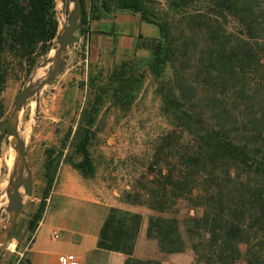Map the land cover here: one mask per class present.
<instances>
[{
  "label": "trees",
  "instance_id": "trees-1",
  "mask_svg": "<svg viewBox=\"0 0 264 264\" xmlns=\"http://www.w3.org/2000/svg\"><path fill=\"white\" fill-rule=\"evenodd\" d=\"M159 1L90 0L87 7L82 0L78 39L87 37L91 21L116 11L139 14L160 31L137 46L151 52L152 74L163 79L172 71L161 96L174 129L156 141L145 172L121 202L150 210L146 236L165 255L191 251L198 264H264V0H162L164 12ZM59 29L56 0H0V97L10 61L29 78ZM134 72L123 63L111 78L114 99L129 108L141 91ZM102 103L98 96L84 109L87 128L75 137L83 158L75 167L85 178L95 174L89 144ZM52 165L27 224L30 239L46 213L57 173ZM145 223L142 213L110 208L99 249L128 256L125 264H161L135 257Z\"/></svg>",
  "mask_w": 264,
  "mask_h": 264
},
{
  "label": "rangeland",
  "instance_id": "rangeland-1",
  "mask_svg": "<svg viewBox=\"0 0 264 264\" xmlns=\"http://www.w3.org/2000/svg\"><path fill=\"white\" fill-rule=\"evenodd\" d=\"M56 3L61 34L71 13L67 4L64 6L61 0H56ZM86 4L89 7L90 0H86ZM164 4L162 0L159 1L157 9L164 12ZM116 31L132 36L138 33L135 26L124 25H118ZM142 32L151 36L159 34L158 27L152 24H145ZM81 35L78 33L79 37ZM56 46L57 41L29 78H25L15 61L11 60L9 64L7 87L0 97L4 112L0 118V231L7 227L10 219V214L6 211V194L12 191V185L20 175V162L11 149L10 118L19 96L34 88L40 83L37 81L42 75L54 69L52 50ZM137 46L132 50L112 49L102 55L93 68L89 62H85L86 53L83 56L81 48L75 49L71 59L68 52L64 68L55 81L24 105L19 113L18 133L25 142L27 161L34 172V194L33 197H24L23 213L17 221L13 239L1 249L0 264H11L20 258L19 253H23L31 241L27 236L25 244H21L19 232L26 227L42 202L48 176L51 174L47 169L50 161L52 166H57V173L47 201L46 223L41 233L57 250L76 254L75 251H69L63 243L65 232L58 230L59 220L85 222L92 217L91 214L101 213V208L98 211L85 203V197L107 209L121 204L123 208L127 207L121 202L123 192L131 189L135 179L145 172L156 141L175 126L161 96L162 90L170 86L172 71H167L165 78L157 79L150 68L151 52ZM79 55L82 58L78 64ZM123 63L130 64L134 74L141 80V91L130 108L116 101L110 90L113 88L112 74ZM104 92L108 97H105ZM98 96L103 97V103L92 127L89 144L96 169L93 176L85 178L75 167V164L83 161L76 149L75 137L79 130L87 128V116L83 121V111L89 110L90 104L98 101ZM22 174L23 178H27L25 170ZM6 184L11 185V188L5 192ZM22 190L21 194H24V189ZM62 192L69 193L70 196H64ZM74 193L78 195H72ZM133 209L142 213L148 224L150 210L140 206H134ZM54 231L59 232V240L52 239ZM76 237L71 238L73 243ZM139 254L149 256L151 260L161 264H198L193 252L165 255L160 252L154 240L147 238L140 241ZM98 264L104 263L100 261Z\"/></svg>",
  "mask_w": 264,
  "mask_h": 264
},
{
  "label": "crops",
  "instance_id": "crops-1",
  "mask_svg": "<svg viewBox=\"0 0 264 264\" xmlns=\"http://www.w3.org/2000/svg\"><path fill=\"white\" fill-rule=\"evenodd\" d=\"M145 24L148 23L142 21L139 14H135L130 11L113 12L99 20L91 21L88 28L89 33L87 37H85V34H82L79 37L81 44L78 47L84 52L83 56H85L86 53V56L89 58V63L93 68V65L98 63L101 56H104L106 52L112 49L117 48L118 50H132L138 45L141 37L144 39H153L160 36V31L159 34L156 35H144L142 28ZM118 25L135 26L138 30V33L136 36L119 33L116 31V27ZM78 47L73 45V47L69 49L70 59L73 56L72 53H75V49ZM85 50L87 52H85ZM79 56L80 57L77 61L78 64L81 62L80 60L82 58L81 55ZM61 194L68 197L70 196L69 193L65 192H62ZM72 195L76 196L78 194L74 193ZM79 197L84 198L82 196ZM84 200L85 203L93 206L94 209H97L98 211L100 210L99 208H101V213L98 215L91 214L92 217H90L88 220H85V222L76 221L71 223L66 220H59L57 223L58 230L65 232L63 237L65 241H63V243L67 245L69 251H75L76 254L82 256L85 264H98L100 261L104 264H125L129 258L128 256L121 253L102 250L98 247L100 231L109 213V209H107L106 206H99V204H97L98 202L87 197H85ZM118 206L121 208L124 207L122 204ZM125 209L135 211L133 207L128 205L125 207ZM45 223L46 217L44 215L42 222L33 235L31 245L28 247V249H26V251H24V259L27 260L28 264H59V256L62 254H68L57 250V247L52 246L51 243L45 239L44 234L41 233ZM147 227L148 224L145 223L137 243L135 251V257L137 258L150 259L149 256H142L139 254L140 241L147 238ZM76 235H79V241H76L75 239L73 243L71 238L76 237ZM27 236H29V232L26 225V227H24L23 230L19 232V241L21 244H25L24 239Z\"/></svg>",
  "mask_w": 264,
  "mask_h": 264
},
{
  "label": "water",
  "instance_id": "water-1",
  "mask_svg": "<svg viewBox=\"0 0 264 264\" xmlns=\"http://www.w3.org/2000/svg\"><path fill=\"white\" fill-rule=\"evenodd\" d=\"M65 1V0H63ZM67 6L70 9L71 16L68 24L64 27L63 32L60 34L57 40V46L53 48V65L54 69L50 72L49 76L40 81L34 88H30L23 92L16 103L15 109L10 118L9 133L19 140L20 149V177L15 179L12 185V191H8L6 194V200L8 201L6 211L10 214V219L7 227L0 231V244H5L13 239L15 234L16 224L23 213L25 207L24 197H33L35 180L34 172L29 162L27 161V149L25 142L20 138L17 127L13 125L16 116L21 113L26 102L33 98L36 94L41 92L45 86L50 85L64 68L65 60L69 49L73 47L78 41L76 35L83 23V2L82 0H68ZM23 170L27 172V178H23ZM24 189V194H21L20 190ZM76 241H79V236L76 237Z\"/></svg>",
  "mask_w": 264,
  "mask_h": 264
},
{
  "label": "built area",
  "instance_id": "built-area-1",
  "mask_svg": "<svg viewBox=\"0 0 264 264\" xmlns=\"http://www.w3.org/2000/svg\"><path fill=\"white\" fill-rule=\"evenodd\" d=\"M81 44V41L76 42V44H74L75 46H79ZM85 62L88 63L89 62V58L86 56ZM52 238L53 240H58L59 239V233L58 232H53L52 234ZM32 241V239H31ZM31 241H29V243L26 246V249H28V247L31 245ZM25 249V251H26ZM25 253H19V257L20 259L24 258ZM59 264H85L82 256L78 255V254H74V253H68V254H62L59 256Z\"/></svg>",
  "mask_w": 264,
  "mask_h": 264
},
{
  "label": "bare ground",
  "instance_id": "bare-ground-1",
  "mask_svg": "<svg viewBox=\"0 0 264 264\" xmlns=\"http://www.w3.org/2000/svg\"><path fill=\"white\" fill-rule=\"evenodd\" d=\"M67 1H68V0H65V1L62 0V3L64 4V6L67 4ZM49 74H50V73H48V74H46V75H42L41 78H40L37 82H40V81L44 80L45 78H47V77L49 76ZM37 82H36V83H37ZM19 113H20V112H19ZM13 125H14L15 127H17V130H18V125H19V115L15 117L14 122H13ZM11 149H12V151L15 153L17 160L20 162L21 154H20V149H19V141H18V139L15 138L14 136H11ZM19 177H20V175H19ZM19 177H18V178H19ZM14 182H15V181H14ZM10 188H11V185L6 184V186L4 187L5 192H6V190H8V189H10ZM22 189H23V188H22ZM22 189L20 190V192L22 191V193H23V190H22ZM3 246H4V244H0V252H1V249H2ZM13 246H14V244L11 245V247H13ZM11 249H12V248H11Z\"/></svg>",
  "mask_w": 264,
  "mask_h": 264
}]
</instances>
